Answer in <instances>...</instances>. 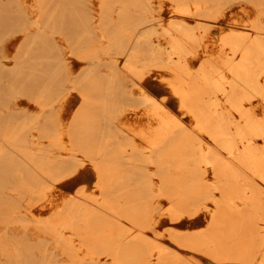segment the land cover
<instances>
[{"label": "rangeland", "instance_id": "1", "mask_svg": "<svg viewBox=\"0 0 264 264\" xmlns=\"http://www.w3.org/2000/svg\"><path fill=\"white\" fill-rule=\"evenodd\" d=\"M91 1L95 0H35L42 3L38 4L41 9L27 17L24 0H0V73L16 67L25 57L34 67L25 73L29 88L16 84L2 90L0 114L20 115L19 105L35 110L0 128V144L5 146L0 154V194L13 200L11 213L3 214L0 208V264H7V254L24 259L25 264H43L51 251L65 263L77 249H82L77 264H202L207 256L195 235L183 240L161 233L173 228L193 233L201 228L198 176L188 171L195 168L203 135L190 109L203 102L204 96L197 90L195 100L184 107L170 97L164 82L168 70L153 51V42L169 39L176 29L173 23L188 22L199 39L207 38L205 42L209 40L214 47L206 52L205 67L222 66L218 50L224 34L236 29L264 39V0H172L203 2L204 11L197 16L173 12L167 5L157 12V0H97L101 14L87 16ZM119 8L125 10L124 15L108 17V12ZM230 15L244 17L251 26L226 25ZM121 25L127 30H121ZM128 34H132L133 43H127ZM133 47L139 49L135 59L129 58ZM169 47L164 45L165 50ZM6 50L11 52L10 61L4 57ZM199 56L194 50L187 55L195 60L194 71L200 69ZM37 72L41 75L34 76ZM52 74H57L54 87L47 88L43 82ZM147 78L155 81L149 94L159 101L165 98L162 103L169 123L172 119L181 123L152 143L142 140L133 132L134 126L125 123L133 117V109H145L150 102L139 91L140 84L134 94L130 91ZM9 79L10 74L1 75L0 83L7 85ZM65 102H70L69 117L53 131L51 110L57 111ZM74 114H79L78 118L74 119ZM18 121L24 130L15 128L13 142L9 136ZM44 121L50 124L48 128L43 127ZM58 138L62 140L57 142ZM207 142L214 147L210 137ZM174 145L180 146L176 152L171 149ZM177 167L184 173H172ZM40 195L47 201L81 198L87 202L91 219L87 229L80 230L78 225L64 229L66 236L57 243L59 236L48 225L20 221V203L34 202ZM209 206L213 209L211 203ZM11 226L19 227L15 229L18 242L7 245ZM121 246L137 252H122Z\"/></svg>", "mask_w": 264, "mask_h": 264}, {"label": "bare ground", "instance_id": "2", "mask_svg": "<svg viewBox=\"0 0 264 264\" xmlns=\"http://www.w3.org/2000/svg\"><path fill=\"white\" fill-rule=\"evenodd\" d=\"M24 2L26 4L27 17L34 15L36 8L37 10L41 9L38 4L42 3L35 2V0H24ZM96 2L97 0L94 3L91 1V7L87 4V16H91L92 12L100 13L99 8H97L100 4ZM139 4L144 3L139 2ZM145 4H149V1ZM203 4V2L186 4L172 0L169 2L157 0L156 7L157 12L162 11L164 6L167 5L173 12L197 16L203 13ZM199 6L203 9L199 8ZM142 11H146V9ZM154 11H151L152 14L155 13ZM41 13L43 14L44 12L41 11ZM124 14L125 10L119 8L117 11L108 12V17ZM225 21L226 25H233L239 28L251 26L244 17L235 18L230 15ZM173 25L176 26L175 32L171 34L169 39L161 37L155 40L153 42V51L159 54L160 58H162V63L168 70V79L164 82L170 89V97L184 107L188 104V101L195 100L198 96L197 90L201 91L202 96H204L203 102L199 101V104L190 109L197 117V125L203 135L201 144L198 146L199 155L194 163L195 168L188 171L196 173L198 176L201 198L199 225L201 228L193 233L179 232L178 229L173 228L164 231L161 235L169 234L171 238L179 239L180 237L183 240H192L195 235L202 254L207 256L202 264H264V39L258 35L250 34L248 31L241 32V30L236 29L224 34L222 48L217 49L221 55L223 65H217L214 68L210 65L209 67L213 69H209L207 65V68L205 67L206 52L208 49L212 50L214 48L209 43V40L205 42L207 38L205 41L199 39L193 32V26L188 22H183V24L173 23ZM121 27V30H127L124 25H121ZM252 27L254 26L252 25ZM131 35L128 34V38L125 37L128 44L132 42L131 40H134ZM164 45H169L170 47L165 50ZM134 48L131 50L133 55H129V58H136V53L139 52V49L135 50ZM192 50L201 55L197 58L200 59V69L197 71L192 68L195 60H189L187 57L188 54H192ZM5 53V59L10 61L12 59L10 57L11 52L6 50ZM27 58L25 57L23 58L24 60L18 61L16 67L8 68L5 72L0 73V76H9L10 74L7 85L0 83V97L3 93L2 90H8L9 87L16 84L20 88L24 84L26 87H30L29 77L25 73L34 67L29 65V59ZM35 71L31 72L34 73ZM41 72L35 73L34 76L41 75L39 74ZM56 75L52 74L46 79V83L43 82L47 88L54 87ZM153 82L155 81L147 78L142 83H135L134 88L130 89L131 94H134L135 89L138 90L135 87L140 88L141 85L139 91H142L148 98L146 101L150 102L145 109H133V117L128 118L125 122L127 127L134 126L133 132L139 134L142 140L144 139L151 143L161 140L165 131L170 129L171 126H181L180 122H176L173 119L169 123L170 120L168 121L165 112L167 110L162 103L165 98L159 101L149 94L148 90L153 88ZM154 87L157 89V86ZM199 87L201 89H198ZM63 104L57 111L55 109L51 110L52 114L50 113V115L54 120V123L51 124L53 131H56V125L61 127L66 124V119L69 117L68 115L71 111L70 102ZM19 107L23 111L22 114L19 113L20 115L16 114L13 117L7 113L0 114V128L7 125V123H11L12 119H16L18 116L28 117L34 114L35 110L31 106L19 105ZM30 109H32L31 113H29ZM71 114L73 115V113ZM74 115L76 116L74 119L79 116V114ZM49 126L48 121L43 122L44 128ZM20 127L22 128V124L19 121L15 126L14 124L12 126L11 137L9 136V138L13 142L15 140V128L20 129ZM21 130L24 129L22 128ZM207 137L213 140L214 147L209 145ZM60 139L62 140V138H58L57 142ZM154 148H156V145ZM171 149L176 152L180 149V146L174 145L171 146ZM4 150L5 146L0 144V154ZM172 173L177 175V173H184V170L177 167ZM30 183L32 182L30 181ZM86 188L89 189V187ZM12 201L0 194V208L3 214L9 211L10 213L12 212ZM209 203L213 205V209L210 208ZM87 207L89 205L87 206V202H84L81 198L70 201L65 199L47 201L44 195H40L34 202L30 200L23 206L20 203L17 213L21 214L20 221L24 220L28 223L33 221L48 225L59 236L57 238L58 243L66 236L63 232L64 229H74L75 225H78L80 230L87 229V221H91L87 217L89 214ZM15 226H11L12 232L6 234L8 235L7 239H9V242L6 239L7 245H13L15 244L14 241L18 240L19 234L15 232V229L19 227ZM26 228L29 227L27 226ZM110 238L113 237L110 236ZM122 246V252H137V249H126ZM81 250H75V255L67 259L65 263L64 259L57 256L56 251H51V256L48 259L44 258L46 261L43 264H77V261L81 259L78 257ZM5 258L7 264H15L19 261V264H25L24 259L9 258V254ZM144 260L151 262L152 259L145 258ZM70 261L73 263H69Z\"/></svg>", "mask_w": 264, "mask_h": 264}]
</instances>
